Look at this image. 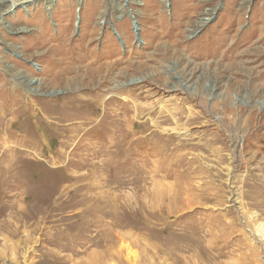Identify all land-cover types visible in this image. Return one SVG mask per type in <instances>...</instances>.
I'll return each instance as SVG.
<instances>
[{
	"label": "rangeland",
	"instance_id": "obj_1",
	"mask_svg": "<svg viewBox=\"0 0 264 264\" xmlns=\"http://www.w3.org/2000/svg\"><path fill=\"white\" fill-rule=\"evenodd\" d=\"M11 1L0 264H264V0Z\"/></svg>",
	"mask_w": 264,
	"mask_h": 264
},
{
	"label": "bare ground",
	"instance_id": "obj_2",
	"mask_svg": "<svg viewBox=\"0 0 264 264\" xmlns=\"http://www.w3.org/2000/svg\"><path fill=\"white\" fill-rule=\"evenodd\" d=\"M32 2H31V4H35V2H33L34 0H31ZM10 0H0V6L1 5H3V7H5V9L7 8V9H9V10H11L12 9V7H15L16 5H17V3L16 2H14V1H11L10 3ZM49 8H48V5L46 6V10H48ZM8 10V11H9ZM257 232L258 233H262V231L261 230H259V229H257ZM264 233H262V235H263Z\"/></svg>",
	"mask_w": 264,
	"mask_h": 264
}]
</instances>
